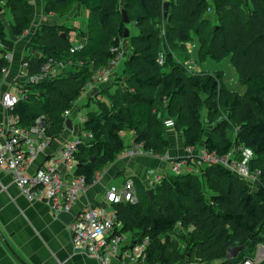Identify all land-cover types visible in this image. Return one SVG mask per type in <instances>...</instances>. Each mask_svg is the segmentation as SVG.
<instances>
[{"label":"trees","instance_id":"obj_1","mask_svg":"<svg viewBox=\"0 0 264 264\" xmlns=\"http://www.w3.org/2000/svg\"><path fill=\"white\" fill-rule=\"evenodd\" d=\"M120 1L42 0L45 16L62 19L74 8L84 9L85 32L79 34L85 43L71 53L75 45L69 41L70 29L38 26L26 45L38 56L22 59L28 75L38 74L48 61L70 63L77 71L63 70L49 82L27 83L26 94L13 111L21 127L29 128L39 119L50 141L63 133L65 112L72 110L93 76L122 51L127 25L118 10ZM34 8L33 0H0V13L12 16L14 37L30 30ZM122 10L137 29L136 35L128 36V58L117 79H126L125 88L100 92L108 95L107 102L90 99L95 109L86 114L79 137L89 133L92 138L77 146L74 174L92 185L96 173L124 151L120 134L125 127L133 131L135 145L144 152L164 157L169 147L166 119L182 134L185 149L194 151L203 143V151L219 157L233 149L252 150L249 167L258 173L254 185L222 165L200 166L199 156H190L177 160L198 172L163 177L150 190L152 200L144 187L133 182L137 202L113 206L115 224L120 226L116 233L139 232L137 243L147 238L145 264H240L264 244V0H124ZM193 39L198 40L201 55L230 58L247 86L244 96L228 91L220 72L190 74L184 69L186 47ZM163 40L167 53L162 51ZM0 43L1 71L8 69L3 54L14 47L1 20ZM207 125H211L208 135ZM178 228L185 234L180 236ZM236 247L242 249L231 257L228 250Z\"/></svg>","mask_w":264,"mask_h":264},{"label":"crops","instance_id":"obj_2","mask_svg":"<svg viewBox=\"0 0 264 264\" xmlns=\"http://www.w3.org/2000/svg\"><path fill=\"white\" fill-rule=\"evenodd\" d=\"M33 1L34 4H38L37 12L39 14V17L37 16L38 18L34 19L35 27L38 24L62 25L73 32L75 37V43L73 44L75 46L84 45L85 37L80 36L79 32H85L86 20L85 24H78L74 21L76 18H87V12L83 8H74L67 17L60 19L53 15H43L41 0ZM123 4L124 0H121L118 6L120 11H122ZM2 15L1 22L4 21V14ZM65 20L66 22L70 20L71 27H67L65 23H62ZM35 27L33 26V29ZM127 29L129 36L137 34L135 26L129 24ZM7 33L9 40L14 42L15 52L9 53L8 69L3 77L2 90L10 88L12 83L24 72L21 62L24 57L23 52L27 51L25 49L27 40L24 42L22 40L15 41L17 38L15 39L13 36L10 25L7 27ZM190 45L188 44L186 47L187 60L185 62L193 64L189 59V55L193 53L194 48H191ZM122 47L129 54L128 39L124 38L121 44ZM162 51L164 53L168 52L164 40ZM28 52L29 55L38 56L33 51L28 50ZM128 54L123 60L128 58ZM116 68L112 70L108 81L100 84L94 83L93 87L85 90V100L87 102L82 104L81 107L88 108V103H93L90 101L91 98L95 97L96 100L101 101L104 97H108L107 94H99L100 92L107 91L108 94H112L119 88H125L124 81L126 79L117 80L122 72L116 71ZM195 72L200 73L197 66H195ZM76 102L70 110L68 118L71 120L72 129L65 128L58 138L50 141L45 150L35 154L27 164V175L43 170L48 160L56 157L66 144L79 136L82 124L77 126L73 121L77 119L81 110L80 106H76ZM94 109L95 105L93 104L90 111ZM165 129L169 147L166 155L159 157L141 149V152L137 153L138 146L133 141V131L125 127L122 131L127 133L124 135L125 141L122 132L120 134L125 144L124 151L112 163L96 173L95 182L79 194L69 212L73 220L78 214L89 208L105 210L109 215H113L114 207L107 203L105 199V191L109 186L121 187L126 180H131L139 183L145 190H151L155 186L156 177H163L169 173L170 163L180 158L194 156L188 149H185L181 133L174 130V128L165 127ZM210 130L211 127L206 135L210 133ZM129 151H134L136 154L129 157L125 154ZM201 152H203V147ZM195 155L199 156L200 154L195 153ZM238 155V152L233 154L235 159H239ZM76 166L77 162L69 170L65 164H58V171L62 175L65 184L70 181ZM58 215L54 214L49 205L43 201H27L13 184L11 176L6 172H0V264H98L96 260L84 256L75 249L70 226L72 222L65 223L58 218ZM119 228L120 226H117V230ZM132 233L127 241H123L121 246L119 259L123 264L127 263L130 248L139 240L140 233Z\"/></svg>","mask_w":264,"mask_h":264},{"label":"built area","instance_id":"obj_3","mask_svg":"<svg viewBox=\"0 0 264 264\" xmlns=\"http://www.w3.org/2000/svg\"><path fill=\"white\" fill-rule=\"evenodd\" d=\"M80 47L81 45H76L70 52L72 53ZM2 48L0 43V50ZM3 57L9 61L8 53L3 54ZM123 57L121 51L105 67L100 69L96 73L97 82L95 83L108 81L112 70L118 66ZM157 63L159 65L163 63L162 54L158 57ZM66 66L67 64L64 63L48 61L42 65L38 74L28 75V64L22 61L21 67L24 72L7 90H2L3 77L7 70L4 68L0 71V172H6L11 176L13 184L27 201H43L49 205L51 211L56 215L62 212H70L72 204L77 200L79 194L88 187L84 177L75 174L65 184L62 175L58 171V164L63 163L70 170L76 163L74 154L77 146L84 140L91 139L92 135L84 133L82 136L76 137L72 142L66 144L56 157L48 160L43 170L27 175V164L36 153L46 149L50 140L45 136V125L41 120L38 119L31 127L24 128L19 125V119L13 114V111L17 103L24 98L26 94L24 86L27 83L49 82L61 74ZM184 69L190 74H196L194 64L185 62ZM69 115L70 111H66V120ZM164 126L173 128L174 123L171 119H166ZM137 146L136 152L140 153L142 146ZM188 151L193 153L191 149H188ZM136 152L129 151L125 154L130 157L135 155ZM236 152L239 154V159H235L233 156ZM253 157V151L246 148L233 149L228 155L222 157L217 156L215 153L203 151L199 155V165H222L237 178L254 185L258 180V173L251 172L249 167ZM183 171L198 172V168L187 166L184 160H175L170 163V171L166 176L179 175ZM163 177H156L155 184ZM105 199L112 206L121 203L135 204L137 193L133 182L126 180L121 187L109 186L105 191ZM70 226L73 244L79 253L96 260L98 264H123L119 257L124 240L122 235L115 232L117 226L114 214L109 215L105 210L89 208L78 214ZM147 245V238L140 243H135L129 250L126 264H145L144 252ZM263 260L264 244H259L251 258L245 259L240 264H260Z\"/></svg>","mask_w":264,"mask_h":264},{"label":"rangeland","instance_id":"obj_4","mask_svg":"<svg viewBox=\"0 0 264 264\" xmlns=\"http://www.w3.org/2000/svg\"><path fill=\"white\" fill-rule=\"evenodd\" d=\"M42 2V0H41ZM35 3V2H34ZM38 5V4H37ZM37 5L34 4L35 8H34V19L38 18L39 17V14L37 12ZM120 8L118 7V10ZM120 11V10H119ZM2 14H4V21L2 22L3 25L5 26V28L7 29L8 25L11 24V20H12V16L11 14L8 12V11H1L0 13V20H1V17L3 16ZM38 16V17H37ZM85 20L86 18L85 17H82V18H76L74 19V21L78 24H85ZM35 21V20H34ZM32 23V26L30 28L29 31L25 32L21 37H18L16 39L15 37V41H26V45H28V43L30 42L32 36L34 35L35 31L37 30L38 26L40 24H36L37 26L35 27V23ZM62 23H65V26L67 27H71V24H70V20L66 22L63 21ZM33 26L35 27L33 29ZM132 29V28H131ZM33 32V34H32ZM69 41L73 44L75 43V37L73 36V32H69ZM13 42V41H12ZM190 47L194 48V51L192 54L189 55V59L190 61H192L193 64H195V66H197L199 69H200V72H203V73H209V74H214L216 72H220L221 73V82L223 84V86L230 92H233L239 96H244L247 92V86L245 85V83H243L240 78L238 77V75L236 74V71L235 69L232 67V65L230 64V58L229 57H226V58H223L221 60H217V59H214L212 58L211 56L209 55H201L199 53V43H198V40L197 39H193ZM27 51H24L23 54L24 56H27L29 55V51H33L31 50L30 48H25ZM124 48L122 47V52H123V55L124 57H126V55L128 54V52L126 50H124ZM13 51L15 52V49L14 47L12 49H10V53H13ZM123 57V59H124ZM122 59V60H123ZM13 62V61H12ZM11 62V63H12ZM119 66L116 68V71H119V72H122L123 71V68H124V65H125V60H123L122 62H120L118 64ZM73 66L71 64H67V66L64 68V70L70 72V71H77V67H74L73 69H71ZM110 77V76H109ZM97 82V74H95L92 78V81H91V84L87 85L85 90L89 89L90 87H93L94 86V83ZM101 82H98L97 84H100ZM84 90V92H85ZM82 93L80 98L77 100V104L76 106H80V112H79V115L77 116V119L73 120L75 125L77 126H80L82 124V119L85 117V115L88 113V111H90V109L93 108V103H90L89 104V107L86 108V107H81L82 104H86V100H85V93ZM204 98V97H203ZM107 101V98L104 97L103 100H101L100 102H106ZM202 113V116H206V110H202L201 111ZM69 118V117H68ZM74 119V118H73ZM211 127V125H207L206 126V130H205V133L209 131V128ZM234 129L231 131L230 135L231 137L233 136L234 134ZM127 134L125 132H122V136H123V139L125 141V137L124 135ZM203 143L199 144L198 145V151L197 150H194L193 151V155L196 154H200L201 155V151H202V145ZM201 152V153H200ZM156 185V184H155ZM179 235L181 236L182 234H185V232L183 233L182 230H180L179 228L177 229ZM132 234H136L135 232H133ZM131 235V233H126L123 235V239L124 241H127L129 236ZM179 244H180V249L181 251H183L185 249V244L183 242V240L181 239L179 241Z\"/></svg>","mask_w":264,"mask_h":264},{"label":"water","instance_id":"obj_5","mask_svg":"<svg viewBox=\"0 0 264 264\" xmlns=\"http://www.w3.org/2000/svg\"><path fill=\"white\" fill-rule=\"evenodd\" d=\"M167 11H168V3H165L164 4V8H163V16L166 18L167 17ZM121 15H122V21H123V24L125 25H128L129 24V20L126 16V12L124 10L121 11ZM128 36H129V31L128 29L126 28L125 31H124V38L125 39H128ZM62 37H65L64 35H62ZM206 123V122H205ZM65 128L68 129V130H71L72 129V126H71V120L70 119H67L65 121ZM147 194L149 196V198L152 200V193L150 190H147ZM58 218L61 219L63 222L65 223H70L72 222L73 220V217L72 215L69 213V212H62L58 215ZM242 247H236V248H233V249H229L228 250V254L231 256V257H234L236 256V254L241 251Z\"/></svg>","mask_w":264,"mask_h":264}]
</instances>
